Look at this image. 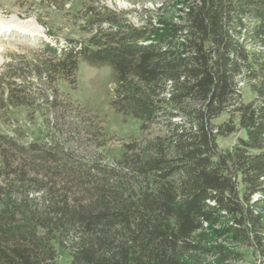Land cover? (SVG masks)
I'll list each match as a JSON object with an SVG mask.
<instances>
[{
    "label": "trees",
    "instance_id": "trees-1",
    "mask_svg": "<svg viewBox=\"0 0 264 264\" xmlns=\"http://www.w3.org/2000/svg\"><path fill=\"white\" fill-rule=\"evenodd\" d=\"M124 16L89 8L86 44L13 69L52 83L81 59L110 65L113 107L144 138L106 161L103 129L91 158L0 134V264H58L64 250L71 264H238L240 248L264 264V0H166L141 27ZM8 84L2 109L33 106Z\"/></svg>",
    "mask_w": 264,
    "mask_h": 264
},
{
    "label": "rangeland",
    "instance_id": "rangeland-1",
    "mask_svg": "<svg viewBox=\"0 0 264 264\" xmlns=\"http://www.w3.org/2000/svg\"><path fill=\"white\" fill-rule=\"evenodd\" d=\"M164 2L166 0H0V105L8 99L7 83L11 79L28 87V95L36 99L31 108L0 107V134L18 133L26 143L66 139L67 147L74 149L77 155L91 158L97 152L92 139L103 129L108 143L101 152L106 155V161L123 152V143L143 139L142 122L113 107L115 73L110 65L92 66L81 59L75 79H57L52 83L29 74L24 79L14 74L13 69H32L36 57L49 55L45 52L46 45L69 49L74 45L71 40L78 46L86 44L91 33L86 18L89 8L124 14L131 23L141 27L149 16L156 22ZM243 91L248 102L251 93L246 88ZM54 98L58 99L59 109L47 102ZM224 119L226 117L220 121ZM158 134L160 127L152 126L145 135ZM241 136L243 132L222 138L219 145L222 149L231 148ZM239 250L244 260L238 264H258L252 250ZM58 264H71L68 251L59 253Z\"/></svg>",
    "mask_w": 264,
    "mask_h": 264
}]
</instances>
